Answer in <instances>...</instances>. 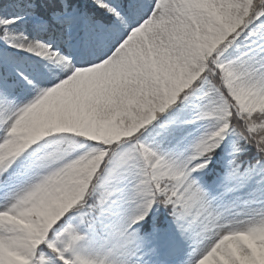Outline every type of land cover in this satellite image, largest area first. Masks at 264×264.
I'll return each instance as SVG.
<instances>
[{
    "label": "snow or ice",
    "instance_id": "1",
    "mask_svg": "<svg viewBox=\"0 0 264 264\" xmlns=\"http://www.w3.org/2000/svg\"><path fill=\"white\" fill-rule=\"evenodd\" d=\"M0 264H264V0H0Z\"/></svg>",
    "mask_w": 264,
    "mask_h": 264
}]
</instances>
